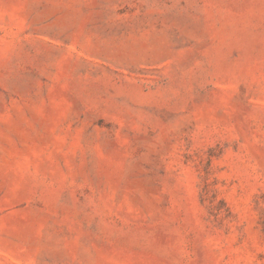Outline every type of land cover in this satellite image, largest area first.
<instances>
[{
  "label": "rangeland",
  "instance_id": "rangeland-1",
  "mask_svg": "<svg viewBox=\"0 0 264 264\" xmlns=\"http://www.w3.org/2000/svg\"><path fill=\"white\" fill-rule=\"evenodd\" d=\"M0 264H264V0H0Z\"/></svg>",
  "mask_w": 264,
  "mask_h": 264
}]
</instances>
